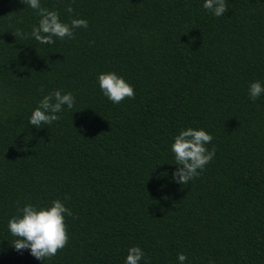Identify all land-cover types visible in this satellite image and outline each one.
Instances as JSON below:
<instances>
[{
	"label": "trees",
	"instance_id": "1",
	"mask_svg": "<svg viewBox=\"0 0 264 264\" xmlns=\"http://www.w3.org/2000/svg\"><path fill=\"white\" fill-rule=\"evenodd\" d=\"M203 2L40 0L88 22L47 45L15 35L36 10L0 0V264H125L134 246L139 264H264V94L248 92L264 86V0H226L221 17ZM107 72L135 97L109 101ZM57 89L73 108L30 125ZM187 128L209 133L215 155L181 185L171 145ZM56 199L73 213L67 245L44 261L16 250L9 219Z\"/></svg>",
	"mask_w": 264,
	"mask_h": 264
},
{
	"label": "clouds",
	"instance_id": "2",
	"mask_svg": "<svg viewBox=\"0 0 264 264\" xmlns=\"http://www.w3.org/2000/svg\"><path fill=\"white\" fill-rule=\"evenodd\" d=\"M21 2L36 10L40 17L38 25H34L30 33L17 30L15 35L21 39L31 37L40 44L52 45L55 43L54 37L61 40L66 37L71 39L74 37L75 29L88 26L87 20L80 18L62 22L58 11L42 7L40 0H21ZM202 7L215 17H221L228 11L226 0H204ZM65 11L69 14L73 13L71 4L66 6ZM97 80L101 92L113 104H119L125 98L135 97L133 87L114 72L101 73ZM248 92L249 99L255 101L264 94V86L259 81L252 82ZM74 104L75 98L72 93H62L60 89L54 90L39 101L38 107L33 110L29 118V123L37 128L52 124L61 118L57 114L63 111V106L72 109ZM212 139L213 137L203 129L193 128L181 130L174 137L171 151L174 153L175 164L179 167L172 174L173 180L186 185L200 175V171L214 158L215 148L211 150L206 148ZM68 198L65 195V199ZM18 212L20 215L13 216L8 221V230L16 237L12 242L16 250L28 249L37 260L44 261L46 258L54 257L67 245L69 237L65 215L71 217L73 213L59 199L53 200L49 207L37 208L28 203L18 208ZM144 255L141 248L131 247L128 249L125 264H139ZM186 259L185 254L178 253L179 264H184Z\"/></svg>",
	"mask_w": 264,
	"mask_h": 264
}]
</instances>
